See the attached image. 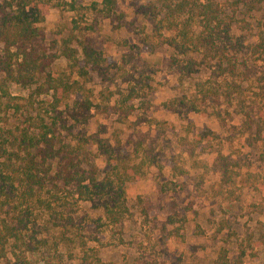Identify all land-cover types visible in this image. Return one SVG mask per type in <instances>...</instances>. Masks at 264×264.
Segmentation results:
<instances>
[{
  "label": "trees",
  "instance_id": "16d2710c",
  "mask_svg": "<svg viewBox=\"0 0 264 264\" xmlns=\"http://www.w3.org/2000/svg\"><path fill=\"white\" fill-rule=\"evenodd\" d=\"M80 2L69 3L71 10ZM172 4L164 0L161 6L136 7L137 16L155 25L141 43L147 45L152 36L171 48L170 64L181 75L211 71L225 83L215 93L217 99L234 105L244 134L261 141L264 112L255 101L264 96V0ZM100 5L112 25L125 23L116 0H100ZM53 7H59L54 0H0V264H64L58 245L66 241L81 252L79 264H103L88 244L101 243L98 229L122 227L130 212L126 185L144 174V162L137 160L145 141L129 151V138L123 144L106 138L105 130L91 134L88 127L94 114L127 120L136 111L135 101L148 104V77L130 75L123 81L126 89L107 104L99 103L88 87L90 76L106 80L121 66L104 58L86 36L62 39L60 50L59 42L49 45L42 24ZM73 42L76 48L70 47ZM60 59L67 61L66 68L53 71ZM13 84L27 95L14 96ZM206 92L205 83L198 84L197 94ZM191 104L188 112L197 110ZM185 105V100L173 99L163 106L180 113ZM143 122L153 120L140 118ZM193 136L203 152H217L213 169L221 183L234 184L237 160L214 151L211 136L217 135L205 130ZM99 156L105 160L103 171L96 163ZM150 163L155 164L153 158ZM55 229L59 234L51 244L49 231ZM217 261L229 264L226 249ZM237 264H242L241 257Z\"/></svg>",
  "mask_w": 264,
  "mask_h": 264
},
{
  "label": "rangeland",
  "instance_id": "374dc122",
  "mask_svg": "<svg viewBox=\"0 0 264 264\" xmlns=\"http://www.w3.org/2000/svg\"><path fill=\"white\" fill-rule=\"evenodd\" d=\"M78 1L54 0L59 7L49 9L42 27L48 44L59 42V50L62 39L86 36L104 58L121 66L106 80L97 74L90 76L88 87L98 102L105 105L107 99L126 89L123 81L130 75H144L151 84V90L146 89L150 101L144 106L135 101L136 111L127 120L101 113L94 114L89 123L91 134L105 130L106 138H118L123 144L129 138L133 146L126 150L145 142L137 160L144 162V174L126 185L127 219L122 227L98 229L95 235L101 243L89 242L88 247L103 264H218L222 248L228 251L229 264H237L240 257L242 264H264V132L261 141L255 134H244L234 105L215 96L225 83L211 71L181 75L170 64L171 48L152 36L147 45L141 43L143 35L154 33L155 25L149 18L137 16L136 7L161 6L164 0H116L117 13L125 21L121 26L104 18L100 0H80L72 11L69 3ZM76 45L73 42L70 47ZM66 65L60 59L53 71L64 70ZM202 83L206 96L197 94ZM254 90L259 92L256 86ZM10 92L22 97L28 93L15 84L10 85ZM173 99L185 100L180 113L163 106ZM192 102L197 110L188 112ZM255 105L264 112V96L259 95ZM143 117L153 122L140 123ZM205 130L217 135L211 136L214 151L237 160L238 166L232 167L233 173L239 172L232 176L234 184L221 183L220 174L213 169L217 152H203L193 136ZM152 158L155 164L150 163ZM96 163L100 171L105 169L103 157ZM88 211L91 214L92 209ZM49 232L52 244L59 231ZM58 250L64 264H79L77 245L59 242Z\"/></svg>",
  "mask_w": 264,
  "mask_h": 264
}]
</instances>
